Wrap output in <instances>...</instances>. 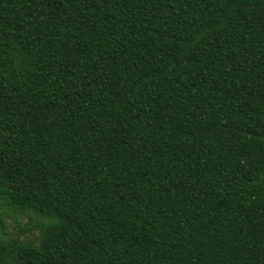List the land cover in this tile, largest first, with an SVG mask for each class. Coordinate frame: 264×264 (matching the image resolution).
<instances>
[{"label": "trees", "instance_id": "trees-1", "mask_svg": "<svg viewBox=\"0 0 264 264\" xmlns=\"http://www.w3.org/2000/svg\"><path fill=\"white\" fill-rule=\"evenodd\" d=\"M0 264H264V0H0Z\"/></svg>", "mask_w": 264, "mask_h": 264}, {"label": "rangeland", "instance_id": "rangeland-1", "mask_svg": "<svg viewBox=\"0 0 264 264\" xmlns=\"http://www.w3.org/2000/svg\"><path fill=\"white\" fill-rule=\"evenodd\" d=\"M6 224V231L13 234L17 238H20L21 240H27L31 238L33 232L37 233L36 230L33 229V224H31V220L28 216H21L17 221L7 219Z\"/></svg>", "mask_w": 264, "mask_h": 264}]
</instances>
